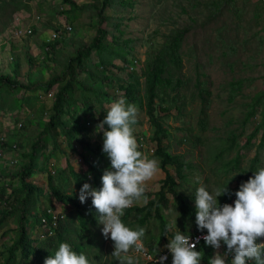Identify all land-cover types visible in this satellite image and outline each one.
Returning a JSON list of instances; mask_svg holds the SVG:
<instances>
[{
	"label": "rangeland",
	"instance_id": "rangeland-1",
	"mask_svg": "<svg viewBox=\"0 0 264 264\" xmlns=\"http://www.w3.org/2000/svg\"><path fill=\"white\" fill-rule=\"evenodd\" d=\"M75 1L80 7L70 11L69 5L62 0H0V72L10 73L17 59L18 80L21 84L42 83L59 74L67 60L74 55L76 48L92 40L99 25L95 9L100 6L101 0ZM211 1L135 0L132 7L114 5L106 7L103 12L102 26L108 31L106 39L110 40L112 34H118L114 28V23L117 21L120 22V29L123 30L120 41L130 39L127 45L120 44L116 48L127 59L132 60L126 67L139 74L142 85L144 76L141 71L147 57L159 49L165 35L171 30L185 29L179 48L181 66L179 72H174L183 81L176 93L178 95L176 101L182 102V107L179 113L171 107L163 119V126L168 132L167 137L164 138L168 151L180 155L185 162L191 164L190 168L184 169L185 178L181 181L177 180L176 183V191L190 207H195L192 194L195 197L200 182L210 193L226 185L233 190L236 183L234 176L238 169L247 168L254 152L257 154L256 171L264 167V139L262 144L258 145L260 130L250 143H245L247 134L258 121V114L242 122L250 103L264 89V4L262 0H220L218 13L211 16L210 12L214 8ZM68 25L72 27L69 32L66 30ZM17 29H30L31 33L16 36L14 31ZM55 29L61 32L59 37H56V40L57 38L59 40L54 44V49L47 53L50 48L48 49L44 44ZM28 57H31V61ZM113 63L119 66L125 64L117 57L113 58ZM88 67L93 72L103 70L98 64V57L94 51L91 53ZM111 71L119 77L126 76L124 70L111 68ZM79 77L91 82L85 73H80ZM233 82H238V86L231 84ZM198 87L204 88L202 94L205 102L198 93ZM56 89L57 85H53L49 94L41 93L37 99L32 98L31 102L27 104L22 102L20 105L18 103L21 95L27 92L25 89L5 88L0 92V133L8 141L13 140L17 144L15 152L4 149L3 157L7 161L4 162L2 171L11 174L27 160L23 152L29 151L31 142L38 138L42 125L48 117L49 105ZM107 89L114 91L115 98H103L99 101L91 93L87 94V90L83 95L79 94V90L75 92L77 97L75 111L80 122L87 126L80 138L90 143L92 148L100 146L97 153L91 150H85V153L90 155V161L98 160L100 168L104 170L110 167V159L102 151L103 132L97 131L100 121L93 123L90 120L91 113L87 112V99L93 111L97 112L95 118H99L102 110L108 111L110 104L120 98L121 90L115 83L108 85ZM172 94L173 90H169L164 97L169 99ZM83 100L86 102L83 103ZM131 104H135L139 109L137 123L133 125V134L139 145L138 150L158 161L157 173L146 182V191L154 192L158 190L165 173L159 166V158L153 152L156 146L151 139L153 127L148 121L144 105L140 107L138 103ZM262 107H264V97L258 104V109ZM156 111H159L158 99H156ZM63 118L67 120L68 116L65 115ZM19 124H23L22 127ZM63 138L59 137V141L63 142ZM41 141L46 143V151H48L51 146L48 138L43 135ZM61 144V147H64V142ZM73 145L74 149L69 150L67 155L54 151L44 163L42 156L44 151L41 152L37 173L28 178L43 191L38 197L35 214L38 216L46 210L60 213L64 215L66 222L71 221L69 226H77L73 208L69 205H61L53 199L46 184V172L49 171L53 175V184L61 193H75L78 203L90 206L93 211L94 223L87 222V229L83 234L72 237L83 242L88 239L91 241L90 238L100 242L102 254L98 256H101L102 261L106 260L105 264H110L115 258L111 255L114 251V242L110 239V235L108 239L103 236V225L98 223L99 213L92 204V198L88 197L85 203L80 202L79 191L69 173L67 163L72 165V170L82 176L87 173L83 184L87 182L93 186L94 176H88L89 165L83 161L79 153L82 150L81 145L75 141ZM235 156H238L237 168H233ZM10 160L15 161L10 164ZM167 168L172 174V166L167 165ZM198 177L199 181H197ZM19 183L17 178L0 175V186L7 187L5 189L7 192L10 188L19 186ZM221 197H218L219 203ZM148 200L149 198L144 195L132 206H145ZM231 204L234 205V200ZM161 213L171 233L177 231L183 234L191 233L198 228L196 218L191 220L180 214L170 194L166 208L162 209ZM135 219H131L130 228L137 227ZM16 224L14 216L0 226V260L4 255L3 247L10 244L17 235ZM125 224L127 226L128 222ZM26 227L32 236L39 237L38 232L41 227L34 217H28ZM142 227L146 229L142 238L146 254L137 253L133 248L130 249L129 255L136 257L138 264H155L154 257L149 255L147 250L157 243L159 250L169 251L165 246L170 242L171 237L165 236V240L158 242L160 228L154 212ZM261 240L264 241V238ZM53 248L56 249V246ZM92 250L101 253L98 247ZM217 251L224 253L227 251V246L222 242L220 249L214 248L213 256ZM233 255L228 254L225 258L226 264H231ZM89 256V259L98 258L91 252ZM172 260V253H167L164 264H172ZM249 264L255 262L249 261Z\"/></svg>",
	"mask_w": 264,
	"mask_h": 264
},
{
	"label": "trees",
	"instance_id": "trees-1",
	"mask_svg": "<svg viewBox=\"0 0 264 264\" xmlns=\"http://www.w3.org/2000/svg\"><path fill=\"white\" fill-rule=\"evenodd\" d=\"M64 3L69 5V10L73 11L80 7L75 0H62ZM264 4V0H262ZM135 0H101L100 6L95 9L97 14L98 27L95 29L94 37L87 44H81L75 50L67 63L64 65V69L49 80L45 82H28L27 84H21L18 80V62L15 61V67L10 73L0 72V92H3L5 88L18 89L23 88L26 93L21 95L20 103H29L32 98L37 99L41 93L49 94V90L53 85H57V89L53 92V100L49 105V113L46 121L42 125L37 139L31 142L30 149L27 152H23V156L27 160L20 166V168L13 173L0 172V175H8L12 178L19 179V186L10 188L7 192V187L0 186V226L11 217H16V237L13 241L3 247V256L0 260V264H44V260L55 254L58 250V246L61 242H67L71 245L72 249L78 254L83 252L87 258L90 257V252L93 256L102 254V248L99 246L100 242L90 238L91 241L86 242L79 241L74 236H81L83 231L87 229V222L94 223L93 211L90 206L79 204L76 194L61 193L57 186L53 184V175L49 171L46 172V184L49 191L52 194L53 199L61 205H69L75 212L77 220V226H69L70 220L66 222L64 215L62 218L56 217L51 220V211H43L38 216L35 214L38 197L43 193L42 188L39 185L29 181L30 176H34L38 169V159L43 152L42 156L43 163L50 158L54 151L67 155L69 150L74 149L73 141L81 145L80 155L85 163L89 165L88 176H94L93 186L95 188L102 187V175L104 169L100 168L98 160H89L90 155L85 153V150H91L93 153L98 152L97 146L92 148L91 144L80 138L83 132L87 129L85 123H81L79 116L77 115L76 102L77 97L75 92L79 90V94L83 95L87 90V94L91 93L99 101L101 99L115 98L114 91L107 89L108 85H115L120 89L119 96L125 98L127 103H138L140 107H145V112L148 117L150 125L153 127V134L151 139L155 142L156 146L154 154L159 158V166L164 171L165 176L160 182L158 190L151 192L145 191L146 197L149 198L145 206H131L124 210V215L121 217L124 223L128 222L127 226H131L132 218H136L137 226L142 227L146 220L154 212L155 217L159 222L160 236L158 242L165 240V236L170 235L171 239L174 238L175 233H171L168 229L167 221L164 215L161 213L162 209L166 208L168 203V194L171 195L172 201L178 208L182 216L188 217L191 220L196 218L195 207H190L185 199L176 191L177 180L181 181L185 178L184 169L191 167L189 162H185L180 155L171 154L168 151V145L165 144L164 138L167 137L168 132L163 126V119L167 114L168 110L173 107L177 113L181 111L182 102H177L178 97L177 88L183 83L179 75H176V71L179 72L181 66V57L179 48L185 32V29H173L169 34L165 35L163 44L157 51H154L152 55L147 57L145 65L141 71L144 76V84L140 80V76L134 73L132 70L126 67L131 64L132 60L127 59L117 48L120 44L127 45L130 39H123L120 41V36L123 30L120 29V22L114 23V28L118 34H112L111 39L107 40L106 35L108 31L102 26L104 22L103 12L106 7L118 5L121 7H132ZM213 9L211 10V16H215L220 9V0H212ZM121 18V17H119ZM58 32V29L54 30ZM59 39L53 42H45V46L50 53L54 49ZM130 48H128L129 51ZM94 51L98 57V64L103 70L91 71L88 67V61H90L91 53ZM120 58L125 64L123 66L116 65L113 63V58ZM31 61V57H28ZM111 68H117L124 70L126 76L119 77L115 75ZM80 73H85L90 78L91 82H86L79 77ZM38 83V84H37ZM238 86V82H233ZM169 90H173V94L169 96V99L164 97L168 94ZM204 88L198 87V93L201 99L205 102L203 96ZM264 97V89L259 92V96L250 103L249 109L245 116L242 118V122H246L252 118L256 113L258 114V121L253 126L252 130L247 134L245 143L248 144L252 141L255 135L259 133L258 145L260 146L264 139V107L258 109V104L261 102V98ZM156 99L159 103V111H156ZM19 100V98H18ZM85 100H83L84 103ZM86 102V101H85ZM84 105V104H83ZM31 107V105H30ZM87 112L91 113L90 120L94 122H101L107 115V110H102L99 113V118H95V111L92 109V105H89L87 99ZM202 112L204 110L202 109ZM44 113V112H43ZM67 115L68 119H64L63 116ZM99 120V121H98ZM89 123V122H88ZM23 124H21L22 127ZM107 128V125H105ZM45 135L50 143V148L46 151V143L41 141V136ZM59 137H64V147H61V140ZM12 142H4V147L10 149ZM45 149V150H44ZM257 154L256 152L250 158L247 168L238 169L237 174L234 176L236 179L235 186L232 189L228 188L231 195H222L220 199L221 206L225 203L231 204V201H235V192L239 190L240 185L246 182L250 177L254 176L256 172ZM167 165L172 166V174L170 173ZM233 168H237L238 156L233 159ZM69 173L73 177L76 184V189L79 191L83 185V179H86L87 173L83 176L75 172L72 165L67 163ZM44 168V167H43ZM46 171V170H45ZM192 199H195L192 194ZM60 214V213H59ZM89 215V217H87ZM28 217H34L37 224L41 227L38 232L39 237L32 236L26 227V221ZM68 217V216H67ZM42 218H46L47 222L44 223ZM69 219V218H68ZM52 221V222H51ZM51 230V235H47L48 230ZM201 232L198 228L194 232L184 234H196ZM203 232H207L206 229ZM45 235V236H44ZM72 235H74L72 237ZM43 237V239H42ZM38 238V239H37ZM225 245V244H224ZM56 246V249L53 248ZM226 246V245H225ZM98 247L100 252H95L92 248ZM157 248V243L151 245L148 252L158 255L160 250ZM197 251L202 252V258L200 264H209V259L213 257L214 248L207 245L204 240L200 241L196 247ZM1 251V250H0ZM97 258V257H95ZM94 258V259H95ZM89 259V258H88ZM89 259L90 264H105L106 260L102 261L101 256L97 259ZM110 264H119L116 258L110 261ZM155 264H159L156 261ZM249 264V261H247Z\"/></svg>",
	"mask_w": 264,
	"mask_h": 264
},
{
	"label": "clouds",
	"instance_id": "clouds-1",
	"mask_svg": "<svg viewBox=\"0 0 264 264\" xmlns=\"http://www.w3.org/2000/svg\"><path fill=\"white\" fill-rule=\"evenodd\" d=\"M138 112V107L127 103L123 97L110 104L106 117L97 125V131L103 132L102 151L110 159V167L104 170L102 187L95 188L85 182L79 190L81 203L92 198L99 213L98 223L103 225L102 234L105 239L110 235L114 242L111 255L119 264H138L137 258L129 255L130 249L146 254L142 243L146 229L130 228L121 217L125 209L144 196L146 182L158 171L157 159L138 150L133 134ZM222 195H231L227 185L210 193L202 182L195 193L196 224L201 231L198 233H207L202 240L215 249H220L222 242L227 246V251H217L209 264H226L225 258L230 253L234 254L231 264H247V261L264 264V241L261 240L264 238V167L240 185L235 192L234 205L225 203L221 206L218 197ZM204 229L207 232H203ZM196 234L175 232L174 238L165 246L172 253V264H200L202 252L196 250L200 237L190 243V236ZM162 251L154 255L147 250L154 258ZM166 260L167 255L160 256L159 264ZM44 264H90V261L85 253L78 254L70 244L61 242L54 256H48Z\"/></svg>",
	"mask_w": 264,
	"mask_h": 264
},
{
	"label": "built area",
	"instance_id": "built-area-1",
	"mask_svg": "<svg viewBox=\"0 0 264 264\" xmlns=\"http://www.w3.org/2000/svg\"><path fill=\"white\" fill-rule=\"evenodd\" d=\"M66 30H67V32H69L70 30H72V27L71 26H67L66 27ZM15 32V35L16 36H24V35H28V34H30L31 32H30V29H27V30H25V29H17V30H15L14 31ZM55 33V34H54ZM53 34H52V36L50 37V38H47V42H53L54 40H56V37H59V33H61L60 31H58V32H54ZM20 126H21V124H19ZM4 142H8V139H5V137L0 133V171H2V168L4 167L3 166V164H4V162L5 161H7V160H4V149H7V147H4ZM12 142V146H11V148H10V151H14L15 152V149H17V144H16V142H13V140L11 141ZM14 161L15 160H10V164H12V163H14ZM46 212H47V210H46ZM56 217H59V218H62L63 217V215L62 214H59V213H53V212H51L50 213V218L49 219H51V220H53V219H55ZM42 221L44 222V223H46L47 222V219L46 218H42ZM52 222V221H51ZM49 229V228H48ZM51 230L49 229L48 230V233H47V235H51ZM204 235H207V233H203V234H201V233H198V234H196V235H191L190 237H191V239H190V243L191 242H194L195 240H196V238H198V237H200V240H199V242L203 239L202 237L204 236ZM45 236V235H44ZM167 253H170L169 251H164V252H162L160 255H159V257L160 256H162V255H167ZM159 257H156V258H154V260H156V261H159Z\"/></svg>",
	"mask_w": 264,
	"mask_h": 264
}]
</instances>
